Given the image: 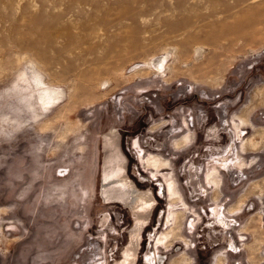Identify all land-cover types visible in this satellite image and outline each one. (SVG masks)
<instances>
[{
  "label": "rangeland",
  "instance_id": "obj_1",
  "mask_svg": "<svg viewBox=\"0 0 264 264\" xmlns=\"http://www.w3.org/2000/svg\"><path fill=\"white\" fill-rule=\"evenodd\" d=\"M112 129L156 196L138 264H264V0H0V264L121 262L137 221L102 190ZM138 141L170 159L177 205Z\"/></svg>",
  "mask_w": 264,
  "mask_h": 264
},
{
  "label": "flooded vegetation",
  "instance_id": "obj_2",
  "mask_svg": "<svg viewBox=\"0 0 264 264\" xmlns=\"http://www.w3.org/2000/svg\"><path fill=\"white\" fill-rule=\"evenodd\" d=\"M238 119H240L241 121L243 120L244 125L246 126L247 129L250 127H253V125L250 122H248L246 119H243L241 117H238ZM165 122H167V121H163L162 123L155 124V126L151 128L149 133H155L157 131V129L161 128L160 125H164V126H162L163 128L169 127L170 123L164 124ZM188 128H189V126H188ZM189 130H190V128H189ZM218 130H219V128H218ZM185 131L186 130L183 129L184 133H185ZM237 131H238V134H237V136L235 135V137H238V139L242 143L244 141L245 136L241 137V135H240L241 131L238 128H237ZM105 137H107V142H106L107 148H106V152H105L104 163L105 162L111 163L114 160V161H119L117 163L115 162L116 164H118V165L120 164V166H123V164L128 160V158L126 159V157L123 153V150L121 148L120 142H119V147L117 145L118 139L120 138V134L117 133L115 131V129H112L111 131L106 132L103 135V140ZM188 140H189V137H185L184 139H181V140H174L173 145L175 146L176 149H180L185 145V143H187ZM208 141H213V140H208ZM233 142L236 145L237 142L235 140H233ZM247 142L248 141L246 140V142L243 143V150L244 151L248 150V148H247L248 143ZM193 144H195V142H193L191 144V147L193 146ZM142 148L143 147L139 141H138V145L136 144L135 147L132 144L130 145V149L135 152V155H136L135 157L137 159L138 164L144 165V167L143 166L142 167L147 169V170H151L152 173H158L157 175L150 173L149 178L156 180V181H160L163 188H164V191L167 193L169 192V205L171 207L177 205V202H176L177 198H175V195L179 191H178L176 177L174 178L173 176H170V159L164 158L159 153H155V152H149L148 153L146 150L142 151ZM155 149L157 151L156 147H155ZM233 154H234V151L232 149L231 155H229V157H228L229 160H232ZM114 155L116 157L118 156L117 157L118 159H115ZM214 169L217 172L219 171V169L216 166ZM244 170L245 169H242L243 173H244ZM119 172L121 173V175H119V177L116 178V180H113L114 182L111 183V185L110 184L105 185L106 187L112 186L111 191L106 193V197L108 199V204H123L126 208L130 209L131 215L133 216V219H134L133 222L137 221L136 222L137 224L135 227L136 228L135 231H132L130 233V237H129V240L131 238L133 242L131 244H129V247L124 252L123 257L121 256V259L116 261V262L118 263L119 261H121L119 264H138L137 261L139 258V252L141 249L142 242L139 243V246L136 247L135 242L137 239L135 236H136V234H138V232L140 230L145 232L146 229L149 227L147 221H148L149 216L152 213V211L155 210V208H156V206L154 207V205H155L154 197L156 199V196L151 189H149L148 191H145L146 189L140 190L138 188L137 184L135 182H133L132 180H130V175H128V174L124 175L122 167H121V170H119ZM220 173H222V171H220L219 174ZM151 176H153V177H151ZM190 177H193V175L190 174ZM207 177L208 178L203 179L205 184H206V179H208V184L211 188H218L219 187V180L218 179H215L214 177L209 176V174L207 175ZM102 182H103V178H102ZM219 190L221 191L222 188L220 187ZM215 192H216V200H217L218 199L217 197L219 196V194H218L217 190H215ZM117 195L121 197L120 202L113 201L114 197H116ZM170 206H169V212H170V216L172 218H171V220L167 221V223H165L166 231L167 230L171 231L170 241H169V243L166 244V241L164 243L163 241L161 242L159 240L160 243H162L161 246L164 245L165 249H167L168 251H171L173 243L175 241H178V239L181 238V237H179L178 232H179L180 225H181L180 224L181 219L183 218V213L181 212V209H176V210L170 211ZM176 211H180V212L175 214ZM161 226H163L162 223H161ZM134 232H136V234ZM163 234L164 233H162V235ZM165 234L163 236H166ZM141 238L144 239L143 236H141ZM152 242H154V239L152 240ZM137 249H138V251H137ZM145 264H155V261L153 262V260L151 258H146Z\"/></svg>",
  "mask_w": 264,
  "mask_h": 264
},
{
  "label": "bare ground",
  "instance_id": "obj_3",
  "mask_svg": "<svg viewBox=\"0 0 264 264\" xmlns=\"http://www.w3.org/2000/svg\"><path fill=\"white\" fill-rule=\"evenodd\" d=\"M198 49H200L201 50V48H198ZM203 50V49H202ZM198 51V50H197ZM199 52V51H198ZM201 54V53H200ZM163 64H164V60L162 59V58H159V59H157L156 61H154V63H153V68H154V70H160L161 69V67L163 66ZM31 85V84H30ZM191 141V140H190ZM189 141V142H190ZM106 142H107V137H105L104 138V150H105V152H106V148H107V146H106ZM115 156V155H114ZM118 157V156H117ZM116 156L114 157L115 159H118ZM117 162H119V161H114L113 160V162H105V168L104 169H106V168H108L107 166H110V169H112V175H110L109 177H107V173H106V171L104 172V174H103V182H102V190H104L105 188H107L105 185L106 184H110L111 185V183H113L114 181L113 180H116V178H118L119 177V175H121V173L119 172V170H121V166H119V165H117L116 163ZM115 165H117V166H115ZM114 167V168H113ZM119 167V168H118ZM118 168V169H117ZM107 172H109L108 170H107ZM110 179H112V180H110ZM111 181V182H110ZM120 190V189H119ZM118 190V191H119ZM113 193V192H112ZM105 195H106V193H105ZM108 200V199H107ZM113 201H118V202H120L121 201V197L120 196H116V197H114V199H113Z\"/></svg>",
  "mask_w": 264,
  "mask_h": 264
}]
</instances>
